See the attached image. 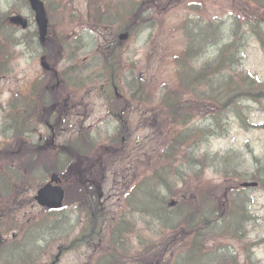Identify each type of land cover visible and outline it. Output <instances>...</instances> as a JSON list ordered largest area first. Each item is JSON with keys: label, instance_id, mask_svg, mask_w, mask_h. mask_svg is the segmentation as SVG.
<instances>
[{"label": "trees", "instance_id": "obj_1", "mask_svg": "<svg viewBox=\"0 0 264 264\" xmlns=\"http://www.w3.org/2000/svg\"><path fill=\"white\" fill-rule=\"evenodd\" d=\"M245 1L253 7L244 5V14L231 22L229 40L226 39L215 53L212 48L218 44L213 43L207 53L195 56L188 50L174 59L177 70L173 75V89L165 88L162 96L160 94L161 108L170 118L168 124L173 122L169 130V136H173V154L169 156L163 152L161 158L158 156V162L143 180L144 232L151 235L138 238L134 243L133 232L122 233L114 239L108 237L102 253L99 252L95 262L88 264H122L125 258L122 242L130 248L134 244L142 251L141 257L130 260L132 264H239L240 255L245 257L246 264H259L254 261L255 252L264 246V238L252 236L263 223L250 209V190L240 189L239 184L257 181L264 190V158L255 161L259 169L249 176V168L241 156L203 152L211 139L228 137L233 120L247 129L251 115L247 113L246 103L264 102V83L246 71L243 59L252 41H257L264 51V0ZM103 15L100 10L95 13L97 18ZM211 25L214 23L210 22L208 26ZM197 27L201 32L203 26L198 24ZM47 47L50 50V42ZM111 68L113 72L117 71L114 66ZM32 115L37 116L36 111ZM198 116L201 120L195 123ZM28 122L27 114L24 125ZM20 133L0 142L1 211L8 209L7 204L11 202L3 200L6 189L14 180L10 164L17 167L18 181L28 184L34 170L29 167L49 160L46 161V174H65V178L70 179L69 185L80 190L77 198L82 201L84 210L94 216L102 213L103 206L91 200L92 195L97 196L95 187L84 186L85 180L77 171L80 164L93 160L92 155L85 152L90 147L87 135L80 134L74 150L70 147L75 160L57 166V150L29 145L22 130ZM189 149L193 151L188 152ZM107 151L114 153L111 148ZM51 161L53 166L47 168ZM208 170L222 181L206 180ZM33 182L37 184V180ZM104 182V177L100 176L98 185ZM23 194L19 191L18 196ZM97 228V218H88L87 229L91 234L87 244H91ZM115 231L119 233L118 226ZM168 231L172 232L170 236ZM224 242L235 244L241 254L230 245L224 247ZM213 244L217 246L212 250ZM233 259L236 261L232 262Z\"/></svg>", "mask_w": 264, "mask_h": 264}, {"label": "rangeland", "instance_id": "obj_2", "mask_svg": "<svg viewBox=\"0 0 264 264\" xmlns=\"http://www.w3.org/2000/svg\"><path fill=\"white\" fill-rule=\"evenodd\" d=\"M131 1L139 3V0H130V2ZM44 2L50 5L49 15L52 32L54 31V33H57L59 25L63 23L61 19H65L67 21L66 25H72V28L66 26L67 34L76 30V27L79 24L78 16L80 14H82L83 19L86 21V9L89 6H93V8L100 6L99 2H92L91 0H44ZM243 3L244 0H149L146 2V5L142 6L143 12L140 17L144 20H150L153 17V22L143 26L139 30V34L135 32L133 37L131 36L129 41L124 44V55L122 57L124 65L129 63V65L131 64L137 67V73L129 72V75L126 73L128 77L130 76L129 82L131 79L135 82V86L133 87L143 84L147 90V94L150 95L154 94L153 88L159 83L161 84L163 81H165V83L173 84L172 77L175 69L173 57L184 48L180 43L183 42L180 38L183 37L181 30L184 20L182 19L187 15V12L184 11L185 7L189 6L196 9L201 8L198 13L190 11L189 14L197 21L206 22L213 18H215V20L220 18L222 20L229 15L244 14ZM18 10H21V14L23 15L25 13V16L32 21L31 13L28 11V7L23 0H0V48L7 46L6 41L2 38L3 34L12 37L13 41H16V39L25 35L21 31L16 32L13 28L9 27V25L6 29L4 23H2V17L4 15L8 14L10 16L14 12L12 15L14 16L16 14L15 11ZM125 24H127V22ZM116 28L114 29L117 30ZM77 29L79 28L77 27ZM34 31L35 27L33 26L32 32ZM112 36L114 37V35ZM95 38L97 44L95 49H105V41L110 40L111 36L107 34V32H99ZM93 40V36L89 35L88 39L84 42V48L80 53L82 61L84 57H87V62H89L91 57H93L91 55L96 52L95 49H93ZM8 47H10V44ZM15 50L23 51V48L19 46ZM28 51L31 52L30 49H28ZM13 57L7 73L0 78L1 109L6 107L9 102H14L15 100L24 101L28 96V93H30V84L40 78L42 74L39 62L40 58H31L24 52H17ZM244 58L246 71L253 76H258L264 81V53L260 47L257 44L252 43ZM93 62L96 61L93 60L91 63ZM67 64L68 63L66 62V66ZM94 85L97 86H94L93 88V95L85 98L84 103L87 107L82 110L79 108V110L75 112L76 114L71 113V115L82 116L81 122H86V127L94 128L103 134L106 132V135L108 136L114 134L117 136V125L110 122L112 119L107 117L104 102L101 101L99 95L96 96V94L100 93L99 89L101 86H99L100 84ZM74 101L75 98L71 100L72 103H74ZM153 101L159 103L157 95ZM163 105L166 108L165 102H163ZM252 107L254 109L263 110L261 106L253 105ZM1 109L0 120L3 118L1 115ZM129 109L130 113H136V115L129 118L130 125L132 126L131 128L135 129L137 126L141 125L138 134L136 133L134 138L145 143V146H142L144 148L142 151L144 152V155L148 154L151 157V161L147 162L155 163L156 158L160 156L163 151L173 150V146H167L165 144V130L168 125H163V121H167V117L163 114L160 115L158 108L156 109L149 105H146L145 108L144 105H137V108L132 106ZM3 115L6 116L4 113ZM200 119L201 116H198L195 123L199 122ZM74 120L76 121V119ZM253 123L263 127L261 129H252L246 133L241 131L238 126L234 125L228 139L212 141L210 151H247L246 148H248L247 145H249V151L253 149L254 152L260 154L264 148V112L255 114ZM3 128H6V126H3ZM143 139H146V141L144 142ZM147 162L144 165V168L140 166L141 170L138 171L135 170L136 167L132 163L127 185L131 183L130 180L132 179H130V176L136 175L138 179H141L144 172L146 173L147 171H150L151 166ZM10 166L13 165L10 164ZM9 169L12 171L14 180L11 181L10 186L6 189L3 200L11 202H17L19 200L20 202L16 204V210H14L15 214L9 215L7 219H2L1 223L6 221L9 222V219L17 218L16 224L23 225L24 228L37 232L39 235L37 245L39 249L42 247L45 252L42 255L40 249L38 251L40 256L39 260L36 263H33L52 264L54 258L58 254V246L66 244L64 238L71 240L73 237L81 234L80 224L82 219H76L77 213L71 215V207L68 208L65 214L59 216H49L42 213L40 208L32 202V197L39 185L35 186V184H23L19 182L16 177L17 167L13 166ZM115 170L119 171V181H115L110 176L109 185L106 188V196L110 199L112 205L111 214L113 216L121 211L123 213L128 211L127 205L121 204V202L125 200L127 193L133 188L131 184L128 185V190H125V193L122 194L120 184L124 183V185H126V178L122 179L125 174L123 169H119L118 166H115L112 173H114ZM1 172L2 170L0 169V173ZM208 177L209 179L213 178L211 174H209ZM35 178H37V176L35 175V172H33V179ZM136 182L137 180H135V183ZM218 182L219 181L216 180V183ZM19 191L25 192L22 197L18 196ZM76 191V189H70L73 196H71L72 198H74ZM255 195L257 204L256 208H261V205L264 203V195L261 192H257ZM10 207L12 206L10 205L9 208ZM263 211L264 210H262V212ZM116 224L122 226L120 222H117ZM140 228L143 230L142 225H140ZM262 234H264V228ZM11 235L12 233H7L6 238L10 240ZM4 236L5 235H3V237ZM131 238L133 243L137 241L136 236ZM34 239L35 235L33 234L32 242L29 241V249L35 255L37 250L33 244ZM24 241L25 236L23 234L21 243ZM100 245V242L97 240L92 248L87 247L88 250L85 248L71 250L61 257L58 264H86L90 258H94L97 247ZM223 245L226 247L228 242H224ZM65 246L68 247L67 245ZM132 247L136 252L137 248L135 245ZM231 247L239 251L238 247L235 245ZM125 248L130 247L126 246ZM258 257L262 264H264V249H261L258 252Z\"/></svg>", "mask_w": 264, "mask_h": 264}, {"label": "water", "instance_id": "obj_3", "mask_svg": "<svg viewBox=\"0 0 264 264\" xmlns=\"http://www.w3.org/2000/svg\"><path fill=\"white\" fill-rule=\"evenodd\" d=\"M30 3L36 13V22L39 26L41 40L44 41L47 35V22L45 19L43 5L38 0H30ZM15 22L21 24L23 27L25 26V23L21 19H17ZM52 183H59L57 176L54 175L51 183L43 187L38 192L36 200L42 206H46L51 209H60L62 207L64 192L61 188L53 186Z\"/></svg>", "mask_w": 264, "mask_h": 264}]
</instances>
